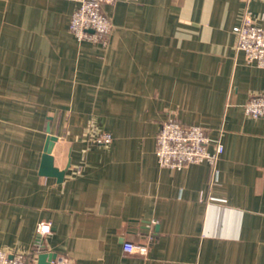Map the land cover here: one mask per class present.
Wrapping results in <instances>:
<instances>
[{
	"label": "crops",
	"instance_id": "crops-1",
	"mask_svg": "<svg viewBox=\"0 0 264 264\" xmlns=\"http://www.w3.org/2000/svg\"><path fill=\"white\" fill-rule=\"evenodd\" d=\"M76 7L0 0V249L33 264H264V118L244 110L264 68L236 48L246 11L264 28V0H117L107 46L71 32ZM168 118L221 140L216 178L207 162L159 165ZM49 135L60 182L40 174Z\"/></svg>",
	"mask_w": 264,
	"mask_h": 264
},
{
	"label": "built area",
	"instance_id": "built-area-1",
	"mask_svg": "<svg viewBox=\"0 0 264 264\" xmlns=\"http://www.w3.org/2000/svg\"><path fill=\"white\" fill-rule=\"evenodd\" d=\"M77 7L70 19V30L78 40H87L107 46L113 30L112 19L104 12V4H113L117 0H71ZM236 48L246 56L250 65L264 68V28L257 24L251 14L244 13L237 30ZM247 115L264 118V93L253 95L244 105ZM111 133H101L94 137L98 144H109L113 140ZM214 139L207 128L196 124H182L176 118H168L156 138V155L162 168L181 170L190 165L207 162L213 167L214 178L218 175L216 168L224 146L220 139L215 140V149L209 146ZM52 231V224L43 221L37 228L36 246H42L43 239ZM153 240V239H151ZM150 242H133L126 240L123 251L126 255L146 258ZM0 264H33L30 256L23 252H9L0 249ZM50 264H74L72 260L56 256Z\"/></svg>",
	"mask_w": 264,
	"mask_h": 264
},
{
	"label": "water",
	"instance_id": "water-1",
	"mask_svg": "<svg viewBox=\"0 0 264 264\" xmlns=\"http://www.w3.org/2000/svg\"><path fill=\"white\" fill-rule=\"evenodd\" d=\"M58 137L55 135H49L45 147V151L42 157V163L40 168V174L45 176H55L58 181H62L65 175V171H60L54 166V159L52 156V150ZM57 255L54 253H44L40 255V264H50L51 260Z\"/></svg>",
	"mask_w": 264,
	"mask_h": 264
}]
</instances>
